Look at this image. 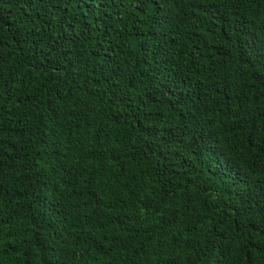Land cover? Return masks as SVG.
Listing matches in <instances>:
<instances>
[{
	"label": "trees",
	"instance_id": "trees-1",
	"mask_svg": "<svg viewBox=\"0 0 264 264\" xmlns=\"http://www.w3.org/2000/svg\"><path fill=\"white\" fill-rule=\"evenodd\" d=\"M0 264H264V0H0Z\"/></svg>",
	"mask_w": 264,
	"mask_h": 264
}]
</instances>
